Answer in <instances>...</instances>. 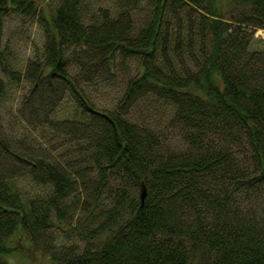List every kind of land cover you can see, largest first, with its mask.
Here are the masks:
<instances>
[{
	"label": "trees",
	"instance_id": "obj_1",
	"mask_svg": "<svg viewBox=\"0 0 264 264\" xmlns=\"http://www.w3.org/2000/svg\"><path fill=\"white\" fill-rule=\"evenodd\" d=\"M8 11L42 13L0 0V31ZM48 16L22 124L74 105L50 147L0 122V255L22 237L55 264H264V0H58ZM116 77L101 109L87 87Z\"/></svg>",
	"mask_w": 264,
	"mask_h": 264
},
{
	"label": "rangeland",
	"instance_id": "obj_2",
	"mask_svg": "<svg viewBox=\"0 0 264 264\" xmlns=\"http://www.w3.org/2000/svg\"><path fill=\"white\" fill-rule=\"evenodd\" d=\"M57 1L58 0H35V3L42 9V13H39V15L24 16L8 11L10 13L3 17V27L0 31V77L5 81L4 93L0 96V122L12 132L13 139L19 138L22 132H26L25 136L28 137V141L34 147H43L44 145L50 147L53 142L58 144L54 139V137H57L54 130L59 129L58 127L61 120L67 118L66 116L71 114L74 105L71 99L65 98L59 101L56 107H53L55 112L53 111L52 113L56 114L54 115V123L56 126H52V129L48 127L34 129L31 126L29 129L26 124H22L23 122L32 121L26 112L20 111L22 101L25 97L38 96L41 90L40 80L31 81L26 79L24 75L30 62L43 58L45 42L44 31L49 26L48 15L56 7ZM254 37L255 39L263 40L264 29H257L254 33ZM262 45L263 44H260V46ZM7 68H9L10 71H8ZM127 68L128 65L125 69ZM10 75H13V79L9 78ZM123 80L122 78H117L113 82H109L103 86L99 85L98 88L87 87V95H89L91 100L96 102L101 109H112L119 98ZM141 104L136 106L134 110L136 118L142 117V115L144 116L146 111H153L147 109L149 107L142 106ZM146 104L150 106L151 109L155 108L153 101H150V99L147 100ZM140 105L141 107H139ZM23 128L27 131H23ZM53 153L56 152L53 151ZM21 180H23V178ZM24 181H18L19 185H23V188L28 187V189H30V184L26 183L28 180H26V182ZM28 244L26 239L22 237L19 238L18 241L14 243L18 250L6 256L7 258L0 255V259L5 260L7 264H55L40 253L34 252Z\"/></svg>",
	"mask_w": 264,
	"mask_h": 264
},
{
	"label": "water",
	"instance_id": "obj_3",
	"mask_svg": "<svg viewBox=\"0 0 264 264\" xmlns=\"http://www.w3.org/2000/svg\"><path fill=\"white\" fill-rule=\"evenodd\" d=\"M147 194L146 186L143 182L140 185V199L143 202Z\"/></svg>",
	"mask_w": 264,
	"mask_h": 264
}]
</instances>
